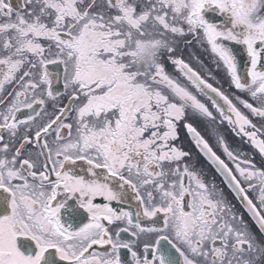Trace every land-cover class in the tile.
I'll list each match as a JSON object with an SVG mask.
<instances>
[{
    "label": "snow or ice",
    "instance_id": "obj_1",
    "mask_svg": "<svg viewBox=\"0 0 264 264\" xmlns=\"http://www.w3.org/2000/svg\"><path fill=\"white\" fill-rule=\"evenodd\" d=\"M0 264H264V0H0Z\"/></svg>",
    "mask_w": 264,
    "mask_h": 264
},
{
    "label": "rangeland",
    "instance_id": "obj_2",
    "mask_svg": "<svg viewBox=\"0 0 264 264\" xmlns=\"http://www.w3.org/2000/svg\"><path fill=\"white\" fill-rule=\"evenodd\" d=\"M15 1H14V3H15ZM181 54L183 55V58L186 61H190L193 64L194 67L196 66L197 59L198 58H203L202 50L199 48L198 45H195V44L192 47H189L187 49L182 48V53ZM181 139L184 142H185L184 139H187V137L184 135L183 130H181Z\"/></svg>",
    "mask_w": 264,
    "mask_h": 264
},
{
    "label": "flooded vegetation",
    "instance_id": "obj_3",
    "mask_svg": "<svg viewBox=\"0 0 264 264\" xmlns=\"http://www.w3.org/2000/svg\"><path fill=\"white\" fill-rule=\"evenodd\" d=\"M14 1H15V0H14ZM15 2H16V1H15ZM245 59H246V57H245ZM245 59H244L243 61H241V64L244 63ZM55 84H56V83H54V85H55ZM229 139H231V136H230V135H229ZM184 140H185V142L181 139V142L187 147V146H188V138H187V139H184ZM192 151H193V155L195 156L196 150L193 148ZM198 164H199V165H204L203 160H200V161L198 162ZM205 167H206V166H205ZM210 174H211V173H210ZM86 222H87L86 220L83 221V223H86ZM122 253L124 254V256H125L126 259H129V260H130V257L127 255L126 250H122Z\"/></svg>",
    "mask_w": 264,
    "mask_h": 264
},
{
    "label": "water",
    "instance_id": "obj_4",
    "mask_svg": "<svg viewBox=\"0 0 264 264\" xmlns=\"http://www.w3.org/2000/svg\"><path fill=\"white\" fill-rule=\"evenodd\" d=\"M237 48H239V46H237ZM239 56L241 57V61H243V60L245 59V54L243 53L242 50L239 51ZM51 70L54 71V72H59V71H61L62 69H61V68H57V67H55V66H52ZM54 86H55L57 89L63 91V83H62V81L59 82V83H56Z\"/></svg>",
    "mask_w": 264,
    "mask_h": 264
}]
</instances>
